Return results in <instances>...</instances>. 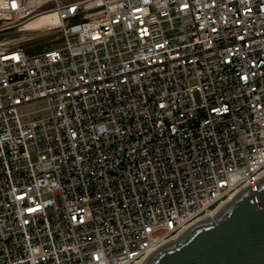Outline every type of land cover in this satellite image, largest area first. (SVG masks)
I'll return each instance as SVG.
<instances>
[{
	"label": "built area",
	"instance_id": "2783aa9c",
	"mask_svg": "<svg viewBox=\"0 0 264 264\" xmlns=\"http://www.w3.org/2000/svg\"><path fill=\"white\" fill-rule=\"evenodd\" d=\"M263 171L264 0H0V264H134Z\"/></svg>",
	"mask_w": 264,
	"mask_h": 264
},
{
	"label": "water",
	"instance_id": "95a60500",
	"mask_svg": "<svg viewBox=\"0 0 264 264\" xmlns=\"http://www.w3.org/2000/svg\"><path fill=\"white\" fill-rule=\"evenodd\" d=\"M134 264H264V174Z\"/></svg>",
	"mask_w": 264,
	"mask_h": 264
},
{
	"label": "rangeland",
	"instance_id": "374dc122",
	"mask_svg": "<svg viewBox=\"0 0 264 264\" xmlns=\"http://www.w3.org/2000/svg\"><path fill=\"white\" fill-rule=\"evenodd\" d=\"M46 22L47 20L42 18V19H38V20H35L31 23H29L24 29L27 31V30H35V29H44L45 28V25H46ZM44 24V25H42ZM42 25V26H41ZM18 36V35H16ZM61 40H58V41H54V42H51L52 44H58L60 43ZM50 47V43H42L41 45L39 44L37 47H34V48H29L28 50H31V51H37V50H40L42 49L43 47ZM23 47H27V43H23ZM43 107L42 104H37V105H34L32 107H29V110L30 111H36V110H39ZM45 113H41V116H44ZM34 116V115H33Z\"/></svg>",
	"mask_w": 264,
	"mask_h": 264
},
{
	"label": "bare ground",
	"instance_id": "6f19581e",
	"mask_svg": "<svg viewBox=\"0 0 264 264\" xmlns=\"http://www.w3.org/2000/svg\"><path fill=\"white\" fill-rule=\"evenodd\" d=\"M42 18H44V19L47 20L45 27H48V28H54V27H57V26H58L59 21H58L57 15H56L55 13H50V14H47V15H42V16H40V17L34 19L33 21L38 20V19H42ZM33 21H31V22H33ZM31 22H29V23H31ZM29 23H27V24L25 25V27H26ZM42 25H44V24H42ZM42 25H41V26H42ZM44 29H45V28H44ZM262 174H264V171L260 174V176H261ZM232 196H233V195H232ZM232 196H230V197H232ZM230 197H229V198H230ZM229 198H228V199H229ZM228 199H227V200H228ZM227 200L221 202L218 206L222 205V204L225 203ZM218 206H217V207H218ZM166 242H167V241H166ZM166 242H165V243H166ZM165 243H164V244H165Z\"/></svg>",
	"mask_w": 264,
	"mask_h": 264
}]
</instances>
